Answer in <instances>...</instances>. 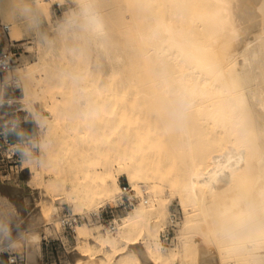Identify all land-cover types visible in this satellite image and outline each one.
<instances>
[{
    "label": "bare ground",
    "instance_id": "1",
    "mask_svg": "<svg viewBox=\"0 0 264 264\" xmlns=\"http://www.w3.org/2000/svg\"><path fill=\"white\" fill-rule=\"evenodd\" d=\"M111 18L121 47L90 85L107 108L88 127L60 118L70 91L42 76L29 41L16 56L13 67L36 69L30 92L55 141L43 166L24 165L26 178L0 175V207L17 204L31 230L17 250L40 264L41 238L63 229L62 202L93 221L85 213L121 201L124 175L136 203L110 225L77 222L69 264H264V242L229 252L198 227L210 207L264 189V0H111ZM177 89L190 116L166 133L158 113ZM172 199L181 216L164 247Z\"/></svg>",
    "mask_w": 264,
    "mask_h": 264
},
{
    "label": "clouds",
    "instance_id": "2",
    "mask_svg": "<svg viewBox=\"0 0 264 264\" xmlns=\"http://www.w3.org/2000/svg\"><path fill=\"white\" fill-rule=\"evenodd\" d=\"M55 2L61 8L59 15L51 13L50 0H0V31L29 41L42 76L51 86L70 91L60 118L88 127L102 119L107 108L90 85L98 82L103 67L111 64L121 47L112 23L111 0ZM35 70L13 67L10 56L0 55V137H13L12 154L26 165L40 167L54 146V119L37 106L30 92ZM15 90L20 91L19 97ZM158 115L166 133L178 134L189 119V101L177 89ZM208 217L198 227L219 247L251 255L257 243L264 242V189L242 191L235 207L212 206ZM13 220V214L0 207V251L12 252L27 242L31 230L20 223L13 228Z\"/></svg>",
    "mask_w": 264,
    "mask_h": 264
},
{
    "label": "rangeland",
    "instance_id": "3",
    "mask_svg": "<svg viewBox=\"0 0 264 264\" xmlns=\"http://www.w3.org/2000/svg\"><path fill=\"white\" fill-rule=\"evenodd\" d=\"M50 9H51V13L53 15H59L61 12V8L58 7L56 3H51ZM50 19H52V16H50ZM27 41H28L27 39H24L19 34H12L11 35V34L6 33L4 31H0V49L2 47H4V43L7 45L13 44V46H15L17 48V52H18L17 57H19L21 53H25ZM14 95L19 97L21 95V93L19 90H15ZM21 115H23V113H21ZM24 126L26 128H29V129L31 128V125H24ZM24 165L25 164L21 162V164H18V166L16 167L19 169L17 176L20 179H24L27 176L26 168L24 167ZM20 166H21V169H20ZM13 169H15V167H13ZM6 173H7V171H3L0 173V175L4 176V175H6ZM12 176H14V175H12ZM17 176H14V177H17ZM118 181H119L120 186L125 184L127 187H129L124 175H121L119 177ZM129 194L132 196L130 199L131 203H128L127 200L124 199V203L121 205H119V203H118V205H117V203L116 204H106L105 209L107 211L104 214L103 219L101 221V223L103 225L106 226L107 223L109 221H111L113 218H118L119 216H122L123 214H125L126 211H129L131 209V207L136 203L137 199L132 195L133 194L132 191H130ZM115 205H117V206H115ZM5 207L7 210H9L13 214V217H14L13 224L15 225L16 223H18V221H19L18 220V214L15 213V209L19 210L18 205L14 204V206H11V205L5 203ZM66 211L72 212V209H71V205L68 202L64 201L61 204V207L58 211V215H60L62 212H66ZM169 212H170V216H175L176 218L178 217V220L175 223L174 229H172V230L170 229V231H169L170 233H169L168 238H167L168 239L167 243H163L161 240V237H160V241L162 242V245L164 247H170L173 244L176 225L180 221V216H181L180 208H179V205L177 204L175 199H172L171 202L169 203ZM85 214L86 215L92 214V218H93L92 212L91 213L88 212ZM80 215L83 217L81 222L82 221L87 222L84 215H82V214H80ZM94 221H96V220L89 221L87 223H98V222H94ZM42 236H43V234H42ZM40 245H41L40 264H69L71 261V257H72V249L75 246L74 232H73V230L68 231V230L62 229V231L60 232V234L58 236L51 235V236H48L47 238L42 237ZM15 251H18V250H15ZM20 251H22V249Z\"/></svg>",
    "mask_w": 264,
    "mask_h": 264
},
{
    "label": "built area",
    "instance_id": "4",
    "mask_svg": "<svg viewBox=\"0 0 264 264\" xmlns=\"http://www.w3.org/2000/svg\"><path fill=\"white\" fill-rule=\"evenodd\" d=\"M17 54V48L13 46V44H11L9 48L2 47L0 49V55H7L12 58V66L15 63ZM0 75H2V73H0ZM13 94H15V91ZM14 142L13 137H8L7 139L0 137V173L13 167L16 168L18 164H21V161L13 155L11 151ZM121 190V201L119 202V205L124 203V199H126L128 203H131L130 199L132 196L129 194L130 188L123 184L121 186ZM106 211L107 210L103 208L98 214H93L94 220L101 222ZM59 218L63 229L70 231L73 230V226L77 222H80L83 217L80 214H73L72 212L66 211L62 212ZM112 220L109 221L107 225H110ZM176 221L177 218L175 216H171L169 224L160 232V237L163 243H167V238L170 233L169 231L170 229H174ZM0 264H27L25 253L23 251H0Z\"/></svg>",
    "mask_w": 264,
    "mask_h": 264
}]
</instances>
